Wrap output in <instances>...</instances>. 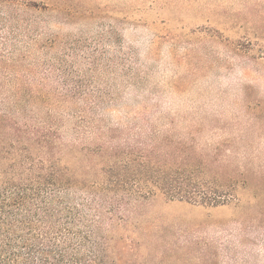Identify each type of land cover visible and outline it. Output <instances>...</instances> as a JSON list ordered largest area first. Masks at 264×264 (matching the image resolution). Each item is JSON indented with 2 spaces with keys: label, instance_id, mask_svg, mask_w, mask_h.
I'll list each match as a JSON object with an SVG mask.
<instances>
[{
  "label": "rangeland",
  "instance_id": "obj_1",
  "mask_svg": "<svg viewBox=\"0 0 264 264\" xmlns=\"http://www.w3.org/2000/svg\"><path fill=\"white\" fill-rule=\"evenodd\" d=\"M21 1L38 8L30 14L53 49L103 64L81 81L107 102L97 122L106 139L191 138L230 165L217 173L237 172L234 198L215 208L136 203L115 231L123 264H264V0Z\"/></svg>",
  "mask_w": 264,
  "mask_h": 264
},
{
  "label": "trees",
  "instance_id": "obj_2",
  "mask_svg": "<svg viewBox=\"0 0 264 264\" xmlns=\"http://www.w3.org/2000/svg\"><path fill=\"white\" fill-rule=\"evenodd\" d=\"M32 9L0 0V264H123L115 231L136 203L215 208L234 198L237 172L217 173L230 165L191 138L106 139L97 122L107 102L81 81L103 64L71 45L53 49Z\"/></svg>",
  "mask_w": 264,
  "mask_h": 264
}]
</instances>
